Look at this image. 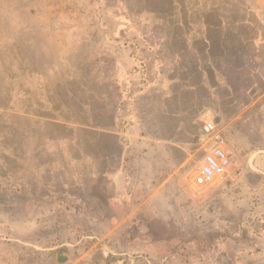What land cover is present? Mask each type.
Instances as JSON below:
<instances>
[{
  "label": "rangeland",
  "instance_id": "1",
  "mask_svg": "<svg viewBox=\"0 0 264 264\" xmlns=\"http://www.w3.org/2000/svg\"><path fill=\"white\" fill-rule=\"evenodd\" d=\"M54 65L53 102L0 101V264H264L259 140L224 126L264 117V0H0V66ZM209 67L230 88L192 84ZM215 145L230 166L195 185Z\"/></svg>",
  "mask_w": 264,
  "mask_h": 264
},
{
  "label": "crops",
  "instance_id": "2",
  "mask_svg": "<svg viewBox=\"0 0 264 264\" xmlns=\"http://www.w3.org/2000/svg\"><path fill=\"white\" fill-rule=\"evenodd\" d=\"M205 73H196V81L192 80V84H195V86L200 85V87H215V88H221V87H229L230 84L226 82V78L228 79V73L218 71L215 67H209ZM1 73H18L15 75L14 78L9 79L7 74H1ZM32 73V74H31ZM40 73H57L55 65L54 67H51V71H47V69H41L40 67H32L30 69H26L24 66L22 68H19L16 72L8 71L7 68L0 66V101L3 99L4 102L5 98L7 96L8 87L10 88L16 87L15 91L13 93V99L20 101V102H28L29 99H37L41 100L40 98L44 95H47L51 91V101L53 102V85L52 81H48L46 77ZM231 75V73H230ZM227 76V77H226ZM165 77V76H164ZM163 77V78H164ZM160 78L158 82V86L163 88L164 90H167L170 87H178L179 84L173 83L169 84L166 83V80ZM181 87V86H180ZM230 88V87H229ZM50 90V91H49ZM226 91V90H225ZM166 104V103H165ZM212 114L209 112H204L203 114V120L205 122H210ZM182 117H179L178 114L176 115L177 125L181 126L183 129L191 128L190 121L188 119L182 120ZM55 126V125H53ZM225 128L227 127V132L229 135H233L236 139V141H239V149L242 150L244 144L246 145L247 140L249 139V136H252L253 127L255 128V134L257 139L259 140V146L256 148L257 152L254 156L251 157L253 161L250 162V165L252 168H254L257 171L258 176L262 180H260V186L261 191L259 192L260 195V202L258 203L259 206V212L260 216L252 220V232L249 230V225H246L245 227V237L250 240H252L253 237H255L257 240L255 243L257 244L255 252H258V248H261V246L264 247V117L261 119H257L256 123H250L248 120H242L239 119V121H236L234 118H229V121L225 122ZM234 131V132H233ZM178 137V136H177ZM230 148V147H229ZM232 148V147H231ZM255 159V160H254ZM84 167H80L79 172L81 177L69 179L68 182L72 184H62L65 191H70L69 197L73 198L70 202H76V200H81L83 202L86 198H88L89 188L92 186V184L89 185V183L93 182H87L89 180L95 181L96 178H91L89 176V172L86 171V169H83ZM248 168V167H247ZM68 174V171L64 168L63 174ZM71 176L73 174V171H71ZM56 175V174H55ZM55 175L51 172V182L55 181ZM262 181V182H261ZM93 183V184H94ZM90 186V187H88ZM54 187V185H52ZM54 189V188H53ZM76 198V199H74ZM249 223V222H247ZM262 247V248H263Z\"/></svg>",
  "mask_w": 264,
  "mask_h": 264
},
{
  "label": "built area",
  "instance_id": "3",
  "mask_svg": "<svg viewBox=\"0 0 264 264\" xmlns=\"http://www.w3.org/2000/svg\"><path fill=\"white\" fill-rule=\"evenodd\" d=\"M213 125H207L205 133L210 134L214 131ZM230 166V157L227 152L220 146L212 147L209 152L205 153L202 164L194 176L195 185H206L214 179L222 178Z\"/></svg>",
  "mask_w": 264,
  "mask_h": 264
}]
</instances>
